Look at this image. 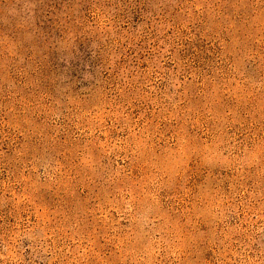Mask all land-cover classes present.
Wrapping results in <instances>:
<instances>
[{"label": "rangeland", "instance_id": "374dc122", "mask_svg": "<svg viewBox=\"0 0 264 264\" xmlns=\"http://www.w3.org/2000/svg\"><path fill=\"white\" fill-rule=\"evenodd\" d=\"M0 10V264H264V0Z\"/></svg>", "mask_w": 264, "mask_h": 264}, {"label": "trees", "instance_id": "16d2710c", "mask_svg": "<svg viewBox=\"0 0 264 264\" xmlns=\"http://www.w3.org/2000/svg\"><path fill=\"white\" fill-rule=\"evenodd\" d=\"M13 2L14 0H0V10L5 9ZM65 3H67V10H71L75 4L73 0H66Z\"/></svg>", "mask_w": 264, "mask_h": 264}]
</instances>
